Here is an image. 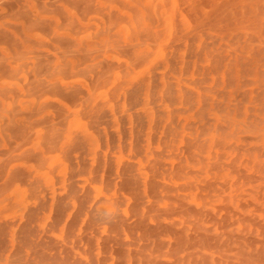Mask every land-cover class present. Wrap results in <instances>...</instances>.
Here are the masks:
<instances>
[{
	"label": "rangeland",
	"instance_id": "374dc122",
	"mask_svg": "<svg viewBox=\"0 0 264 264\" xmlns=\"http://www.w3.org/2000/svg\"><path fill=\"white\" fill-rule=\"evenodd\" d=\"M263 32L264 0H0V264H264Z\"/></svg>",
	"mask_w": 264,
	"mask_h": 264
},
{
	"label": "bare ground",
	"instance_id": "6f19581e",
	"mask_svg": "<svg viewBox=\"0 0 264 264\" xmlns=\"http://www.w3.org/2000/svg\"><path fill=\"white\" fill-rule=\"evenodd\" d=\"M75 1H76V0H75ZM203 1H204V0H203ZM74 3H78V2H74ZM206 3H208V2H206ZM205 7H206V5H205ZM245 11L248 12V10H245ZM245 11L243 12L244 15L247 14ZM132 16H133V15H132ZM252 25H253V24H252ZM104 31H105V30H104ZM263 33H264V32H263ZM188 40H189V39H188ZM134 46H135V45H134ZM187 47L189 48V47H191V46H187ZM175 48H176V47H175ZM186 49H187V48H186ZM206 49H207V48H206ZM263 50H264V49H263ZM207 51H208V50H207ZM127 52H128V51H127ZM252 53H253V52H252ZM130 54H131V53H130ZM186 54H188V53H186ZM198 54H199V53H198ZM263 55H264V52H263ZM170 56H171V55H170ZM257 56H258V55H257ZM258 57H259V56H258ZM218 58H219V57H218ZM238 59H239V58H238ZM171 60H172V59H171ZM219 60H221V59H219ZM231 60H232V59H231ZM231 60H230V62H231ZM263 61H264V60H263ZM237 62H238V61H237ZM256 62H257V61H256ZM239 63H240V62H239ZM259 63H260V60H259ZM218 64H219V61H218ZM228 64H229V63H228ZM228 64H226V66H227ZM216 65H217V64H216ZM230 65L232 66V64H230ZM240 65L242 66V63H240ZM245 65H249V64H245V63H244V66H245ZM259 65H261V64H259ZM241 66H240V67H241ZM261 66L264 68L263 64H262ZM183 67H184V66H183ZM227 67H229V66H227ZM218 68H219V67L216 66V69H218ZM230 69H232V67H231V68H228V70H230ZM226 70H227V69H226ZM231 71H232V70H230V72H231ZM257 71H258V70H257ZM230 72L228 73L229 76L231 75ZM225 76H227V74H226ZM228 79H230V78H228ZM243 79H244V78H243ZM204 80H206V79H204ZM226 80H227V79H226ZM246 80H247V79H246ZM258 80H259V79H258ZM227 81H229V80H227ZM227 81H226V82H227ZM230 81H231L230 83H233V80H230ZM259 81H260V80H259ZM228 83H229V82H228ZM230 85H232V84H230ZM165 87H166V86H165ZM162 91H163V90H162ZM165 91H166V90H165ZM165 91H163V92H165ZM260 91H261V90H260ZM260 91H259V93H260ZM71 92H72V91H71ZM68 93H70V92L68 91ZM165 93H166V92H165ZM72 94H73V93H72ZM242 94H243V93H242ZM240 95H241V94H240ZM257 95H258V94H257ZM257 95H256V96H257ZM259 95H260V94H259ZM68 96H69V95H68ZM131 96H132V95H131ZM166 96H167V93H166ZM169 96H170V95H169ZM257 97H258V96H257ZM257 97H256V99H257ZM182 99H183V98H182ZM240 99H241V98H240ZM259 99H260V97H259ZM259 99H258V100H259ZM170 100H171V99H170ZM184 100H185V98H184ZM131 101H132V99H131ZM240 101H241V100H240ZM132 102H133V101H132ZM184 103H185V102H184ZM262 105L264 106V102H263ZM263 106H262V107H263ZM219 108H221V107H219ZM256 109H257V108H256ZM257 110H258V109H257ZM259 110H260V109H259ZM259 110H258V111H259ZM131 114H132V113H131ZM263 114H264V113H263ZM99 116H100V115H99ZM134 117L136 118V116H134ZM98 118H99V117H98ZM153 118H154V117H153ZM173 118H174V117H173ZM172 120H173V119H172ZM100 121H101V120H100ZM100 121H99V122H100ZM155 121L157 122V120H155ZM170 121H171V120H170ZM173 121H174V120H173ZM92 122H94V121L92 120ZM96 122H98V121H96ZM99 122H98V123H99ZM153 122H154V119H153ZM255 122H256V121H255ZM259 122H260V121H259ZM259 122H258V123H259ZM94 123H95V122H94ZM137 124H138V122L136 123V125H137ZM139 124H140V123H139ZM168 124H169V123H168ZM203 124H204V123H203ZM153 125H154V124H153ZM165 125H166V124H165ZM94 127H95V126H94ZM134 127H135V126H134ZM168 127H169V126H168ZM155 128H156V126H155ZM164 128H165V127H164ZM95 129H96V127H95ZM132 129H133V127H132ZM166 129H167V128H166ZM220 130H221V129H220ZM135 133H136V132H135ZM162 133H163V132H162ZM198 133H199V132H198ZM121 134H122V133H121ZM136 134H137V133H136ZM122 135H123V134H122ZM125 135H126V133H125ZM109 136H110V135H109ZM133 136H134V135H133ZM121 137H122V136H121ZM137 137H138V136H137ZM108 138H111V136L108 137ZM113 140H114V139H113ZM134 140H135V139H134ZM77 142H78V141H77ZM108 142H109V141H108ZM120 142H121V141H120ZM137 142H138V141H137ZM137 142H136V143H137ZM109 143H110V142H109ZM112 143H113V142H112ZM133 143H134V142H133ZM133 143H132V144H133ZM218 143H219V142H218ZM77 145H78V144H77ZM136 145H137V144H136ZM121 147H122V146H121ZM137 147H138V146H137ZM76 148H77V147H76ZM122 148H124V147H122ZM132 148H133V146H132ZM78 149H79V147H78ZM133 149H134V148H133ZM133 149H132V150H133ZM124 150H125V149H124ZM187 150H188V148H187ZM188 154H189V153H188ZM219 157H220V156H219ZM97 160H98V159H97ZM99 160H100V159H99ZM218 160H219V159H218ZM96 163H97V162H96ZM99 163H100V162H99ZM107 164H108V163H107ZM177 165H178V164H177ZM106 166H107V165H106ZM96 167H97V166H96ZM97 168H98V167H97ZM105 168H106V167H105ZM107 168H108V167H107ZM95 169H96V168H95ZM127 169H128V168H127ZM93 170H94V169H93ZM106 170H107V169H106ZM124 170H125V169H124ZM129 170H130V169H129ZM108 171H109V170H108ZM108 171H107V172H108ZM177 171H178V170H177ZM110 172H111V170H110ZM110 172H109V173H110ZM126 172H127V171H126ZM95 173H96V171H95ZM104 173H105V172H104ZM107 174H108V173H107ZM110 174H111V173H110ZM121 174H122V173H121ZM124 174H125V172H124ZM122 175H123V174H122ZM122 175H121V176H122ZM126 175H128V174H125V176H124V175H123V176L126 178ZM96 177H97V176H96ZM105 177H106V176H105ZM107 177H108V176H107ZM149 177H150V176H149ZM178 177H179V176H178ZM121 178H122V177H121ZM122 179H124V178H122ZM122 179H121V180H122ZM128 179H129V178H128ZM129 180H131V179H129ZM150 180H151V179H150ZM153 180H154V179H153ZM117 182H119V181H117ZM133 182H134V181H133ZM150 182H151V181H150ZM154 183H155V182H154ZM131 184H133V183L131 182ZM149 184H150V183H148V185H149ZM119 185L121 186V184H119ZM148 185H147V186H148ZM147 186H146V187H147ZM128 187H129V186H128ZM128 187H127V188H128ZM133 187H134V185H133ZM136 187H137V186H136ZM150 187H151V185H150ZM123 188H125L124 185H123ZM147 188H149V187H147ZM118 189H120V188H118ZM134 189H135V188H134ZM155 189H156V188H155ZM121 190H122V189H121ZM126 190H127V189H126ZM130 190H131V189H130ZM147 190H148V189H147ZM150 190H151V188H150ZM133 191H134V190H133ZM127 192H128V190H127ZM129 193H130V192H129ZM131 193H133V192H131ZM151 193H152V191H151ZM137 195H138V194H137ZM136 197H138V196H136ZM136 197H135V199H137ZM262 228H263V227H262ZM242 239H243V238H242ZM244 240H245V239H244ZM261 241H262V240H261ZM0 243H1V242H0ZM256 252H257V251H256ZM253 256H254V255H253Z\"/></svg>",
	"mask_w": 264,
	"mask_h": 264
}]
</instances>
